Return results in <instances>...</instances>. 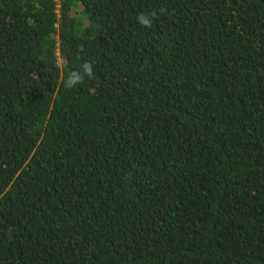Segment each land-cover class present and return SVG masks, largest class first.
Listing matches in <instances>:
<instances>
[{
  "label": "trees",
  "instance_id": "trees-1",
  "mask_svg": "<svg viewBox=\"0 0 264 264\" xmlns=\"http://www.w3.org/2000/svg\"><path fill=\"white\" fill-rule=\"evenodd\" d=\"M0 264H264V0H0Z\"/></svg>",
  "mask_w": 264,
  "mask_h": 264
},
{
  "label": "clouds",
  "instance_id": "clouds-1",
  "mask_svg": "<svg viewBox=\"0 0 264 264\" xmlns=\"http://www.w3.org/2000/svg\"><path fill=\"white\" fill-rule=\"evenodd\" d=\"M153 15H154V13H153ZM137 20L142 26H150V20L148 19L147 14H144V13L138 14ZM83 69H84L85 74L88 77H92L93 72H92V66L90 63L86 62L83 65ZM83 79H84V76H82L78 72L74 71V72L70 73V75L68 76L66 86L69 88L74 87L77 83H81L83 81Z\"/></svg>",
  "mask_w": 264,
  "mask_h": 264
}]
</instances>
